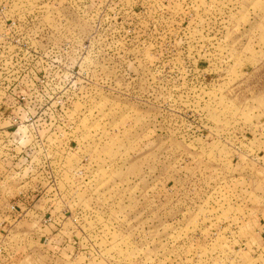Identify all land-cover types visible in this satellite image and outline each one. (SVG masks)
<instances>
[{"label": "rangeland", "instance_id": "rangeland-1", "mask_svg": "<svg viewBox=\"0 0 264 264\" xmlns=\"http://www.w3.org/2000/svg\"><path fill=\"white\" fill-rule=\"evenodd\" d=\"M0 14V67L23 56L46 94L20 116L29 101L0 86V195L57 193L53 232L72 240L49 261L42 227L18 226L15 264H264V0H0Z\"/></svg>", "mask_w": 264, "mask_h": 264}, {"label": "crops", "instance_id": "crops-1", "mask_svg": "<svg viewBox=\"0 0 264 264\" xmlns=\"http://www.w3.org/2000/svg\"><path fill=\"white\" fill-rule=\"evenodd\" d=\"M11 115H15V112L11 111ZM24 115L25 114L20 113V116ZM8 116H10V114L8 115L0 108V130L2 128L5 129V127H2V124L3 120L4 122L8 120V118H5ZM6 129L7 131H3L2 133L7 134L12 130L8 127ZM40 194L37 193L29 195L25 193L24 195L20 196L17 195V197L16 194L14 196L10 193H6L3 196L0 195V245H4V253L3 255H0V264H15V261L17 259L20 260V257H23L20 253H13L10 251L12 245L9 241L11 240V238L14 239L16 237L14 234H11L13 229L22 225L32 226V228L40 226L42 227V231L44 232V234L42 235L47 240H53V242L45 243L49 246H45V248L43 249V253L45 254L43 255V258L45 257L47 258V260L54 262L65 261V250L67 249V247H70L69 244H71L72 240L66 239V233L63 231V227L62 230L58 229L55 234L53 232V229L57 227L56 225H59L60 227L62 226V220H59V218L57 217V212L60 211L58 203L62 202V197L58 198L57 193H54L50 196L49 191L47 196L45 197L41 196ZM8 203H13L18 206V208L20 209V214L18 216L10 215L9 209L6 208L8 206ZM4 211L9 213H4ZM43 218H48V220H44ZM43 222L44 224H42ZM43 227H45V229H43ZM47 230H49V232ZM35 235L36 234H34V236ZM4 239L8 241L6 242ZM32 254L37 255V253L35 252H32Z\"/></svg>", "mask_w": 264, "mask_h": 264}, {"label": "built area", "instance_id": "built-area-1", "mask_svg": "<svg viewBox=\"0 0 264 264\" xmlns=\"http://www.w3.org/2000/svg\"><path fill=\"white\" fill-rule=\"evenodd\" d=\"M1 19H2V15L0 14V41L4 39L5 41L7 40L9 41V43H11V37L9 33V31L12 32L11 27L9 26L8 28H6L5 24L1 23ZM22 51L23 49H19L15 53V56L19 55ZM11 52H12V46H8L5 44L0 45V64L2 61L5 60L6 57H8V55ZM21 59H22L21 61L16 60L17 62L14 64L15 67H13L12 69L13 70L17 69V70H15L12 75L11 74L8 75V77H7L8 72H5V69L3 67H0V73L5 75L4 77L0 78V86L3 85L2 91L7 93L9 97L13 96L15 97L14 99L20 98L22 101L28 100L29 101L28 107L26 106L27 104L26 102L21 103L22 105L24 104L23 110H26L25 115H35L33 113L37 114L39 111L38 108H36L38 107L37 106L38 102L41 99H46V94L44 92H41V90L36 89V83L40 81V79L38 78V76H36L34 68L30 70L28 69L26 74L24 73L25 71L23 73H20V71L18 70L19 64H21V66H24L25 64L23 63V56ZM11 76H13L12 78L13 82L8 81V79ZM41 83H46V81L42 80ZM4 85H6V87ZM39 97L41 98L39 99ZM31 104H34L36 106L35 111L34 108L32 110L29 109V107H31ZM15 109H17V107ZM9 212L11 216H15V215L18 216L20 214V209L16 204L11 203ZM3 253H4V245L1 244L0 255H3Z\"/></svg>", "mask_w": 264, "mask_h": 264}]
</instances>
